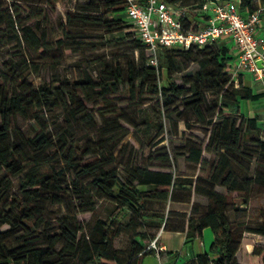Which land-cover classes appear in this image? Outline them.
Returning a JSON list of instances; mask_svg holds the SVG:
<instances>
[{
    "label": "trees",
    "instance_id": "obj_1",
    "mask_svg": "<svg viewBox=\"0 0 264 264\" xmlns=\"http://www.w3.org/2000/svg\"><path fill=\"white\" fill-rule=\"evenodd\" d=\"M45 1L56 3L63 0ZM165 1L183 8L184 15L180 19L185 27L197 28L196 19H191L189 12L202 10L206 0ZM2 4L0 0V9ZM259 4L264 7V0H240V11H254ZM86 6L88 4H80L77 11L68 14L65 23L59 24L53 36L56 48L82 49L84 42L75 39L72 31L99 21L103 24L104 34L111 35L116 31L133 36L139 58L137 61L128 60L124 67L115 62L96 79L85 76L34 84L18 75L15 79L17 86L12 88L1 79L0 170L12 176L23 174V177L18 187L20 196L9 198L12 181L7 174L0 176V201L10 200L0 211V264H138L140 256L154 252L146 248V243L155 238L161 227L185 232L186 242L200 239L202 229L211 228L213 241L209 250L196 254L184 264H264V245L253 247L247 254V263L237 258L241 236L239 238L235 227H242L241 235L250 232L264 236V207H260L256 216L249 214L253 197L261 192L264 194V133L260 131L257 116L246 117L238 110L239 99L253 100L261 94H254L250 87L244 86L240 79L235 81L228 73L227 64L233 59L229 46L218 43L202 48L192 46L186 50L163 48L158 51V65L153 66L148 62L146 46L136 36L126 15V0H106V18L88 15L82 10ZM21 39L34 51L46 49L44 33L39 36L28 25L21 28ZM180 56L198 59V69L185 76L188 85L170 83L168 87H159L164 71L174 68ZM123 86L131 97H135L139 88L151 87L160 94L162 109L168 118L171 116L169 110H172L185 128L191 130V124L184 118L190 113L205 127L203 143L196 145L188 141L186 159L204 167L206 176L181 178L169 170L128 165L122 177L116 168L107 169L112 160L105 153L106 143L112 142L118 132L117 120L108 117L99 127L103 143L99 149L87 150V154H98L99 159L86 164L70 159L64 134L54 135L45 124L44 115L70 103L73 117L87 120L90 115L86 101L93 94L105 99L109 105L107 95L118 92ZM208 93L215 95V101H208ZM17 116L32 120L37 131L34 134L13 133ZM176 133L174 130L169 135ZM164 139L161 135L153 144ZM159 158L168 160L166 155ZM28 160L34 165L25 171ZM52 160H62L65 164L54 173L45 174L40 167ZM67 168L75 169L78 175L86 176L89 181L73 182V193L80 200L75 211L61 217L56 228L45 231L42 243H35L32 241L33 226L36 218L42 216L39 202L47 197L45 192L61 188L58 181ZM192 193L205 197L206 204L193 203L189 215L171 209L163 213H146L143 218L151 232L142 230L143 221L139 218L147 203L185 201ZM94 197L107 199L113 209L107 218H96L85 233L76 215L93 213ZM126 213L131 214L129 220L119 225ZM119 233L128 235V245L124 249L113 247L112 234ZM57 245L60 246L58 251L55 249ZM171 254L158 251L162 262Z\"/></svg>",
    "mask_w": 264,
    "mask_h": 264
},
{
    "label": "rangeland",
    "instance_id": "obj_2",
    "mask_svg": "<svg viewBox=\"0 0 264 264\" xmlns=\"http://www.w3.org/2000/svg\"><path fill=\"white\" fill-rule=\"evenodd\" d=\"M0 9V81L9 88L17 86L16 78L22 75L31 83L65 81L67 79L89 76L93 79L99 77L103 71L111 64L119 62L125 66L128 60L139 58L138 49L134 46V37L125 36L114 31L111 35L104 34L103 24L99 21L85 24L73 30L74 38L84 42V47L78 51L56 48L53 36L56 35L60 23H65L68 14L77 11L80 4H88L83 7V11L93 17L106 18L104 9L106 0H63L62 2L46 3L45 0L36 1H14L1 0ZM81 10V11H82ZM125 20L126 16H124ZM96 19V18H95ZM32 27V30L39 36L44 33L45 47L39 51L31 49L23 39H21V28ZM198 69V59L191 57H178L175 67L164 71V78L158 82L159 87H168L170 83L180 86H187L185 76L194 73ZM2 79V80H1ZM109 105L105 99L93 94L87 101L86 107L90 116L83 119L76 118L70 112L73 105L59 106L50 113L44 115L45 124L54 134H64L69 148V157L79 164L91 163L99 159L96 153L87 154L88 149H99L104 137H100L99 127L103 125L104 118H115L116 138L107 141L105 153L112 163L107 169L116 168L123 177L125 167L128 165H138L148 167L151 170H169L176 177L194 178L197 175L206 176L204 167L188 161L187 149L188 141L200 145L205 140V127L196 122L195 117L187 113L184 118L191 124V130H187L182 120H179L172 110L171 116H166V111L162 109V99L159 93H155L151 87H141L135 97H131L126 86L121 87L118 92L107 95ZM207 99L215 101V95L208 93ZM177 131L176 135L169 133ZM18 131L24 134H34L37 131L32 120L17 116L13 123L12 132ZM164 135V141L154 145V141ZM167 156L168 160L159 157ZM64 161L52 160L42 165L40 170L45 174H52L64 166ZM34 163L30 160L26 162L25 171L32 167ZM24 171V172H25ZM7 174L0 170V176ZM9 175V174H7ZM23 174L12 176V189L8 197L19 195V182ZM77 184L86 183L89 179L86 176L78 175L75 169L67 168L59 178L61 188L55 191L45 192V197L39 202L42 208V216L37 217L33 226V239L35 243H42L43 233L54 229L59 225L61 217L68 212L75 211L79 203V198L73 193V182ZM9 198L0 201V211L10 203ZM60 200L61 202H56ZM197 203L204 205L205 197L195 196ZM95 211L78 213L77 221L82 223L86 233L96 218H107L113 209V204L105 198L94 197ZM168 203L146 204L139 220L143 221V231L151 232L146 220L143 218L146 213H163L168 209ZM249 214L256 216L260 207H264V194L253 197ZM131 214L126 213L120 220L119 225H123L130 218ZM232 220L235 216L230 213ZM254 222V221H253ZM122 227V226H120ZM242 227H235V232L239 234L238 261L247 263L249 249L255 245H264V236L245 232L239 233ZM205 244L208 249L213 233L210 227L205 229ZM202 238L197 240V244ZM151 242V241H150ZM146 243L147 246L150 244ZM113 247L124 249L128 245V235L119 233L112 234ZM196 244V245H197ZM60 248L55 246L56 251ZM157 259L152 254H145L140 257L139 264H157ZM182 258L177 264H181Z\"/></svg>",
    "mask_w": 264,
    "mask_h": 264
},
{
    "label": "built area",
    "instance_id": "obj_3",
    "mask_svg": "<svg viewBox=\"0 0 264 264\" xmlns=\"http://www.w3.org/2000/svg\"><path fill=\"white\" fill-rule=\"evenodd\" d=\"M202 10L207 11L204 23L200 26L194 21L195 29L183 25V8L165 0H126L125 12L148 50L149 64L158 65V51L163 48H202L226 39L233 56L227 71L233 79L237 81L240 73L249 72L264 83V66L256 65V60L264 62V34L259 29L264 7L259 4L244 14L234 0H213L206 1ZM146 248L158 255L155 239Z\"/></svg>",
    "mask_w": 264,
    "mask_h": 264
},
{
    "label": "crops",
    "instance_id": "obj_4",
    "mask_svg": "<svg viewBox=\"0 0 264 264\" xmlns=\"http://www.w3.org/2000/svg\"><path fill=\"white\" fill-rule=\"evenodd\" d=\"M208 2L213 0H206ZM239 3L240 0H234ZM187 11V10H186ZM191 12V19H196V23L200 26L203 25L204 19L206 17L205 10H190ZM244 12V11H243ZM245 13V12H244ZM260 31L264 34V20L260 23ZM226 39L222 40L220 43H224L229 45ZM219 43V44H220ZM238 79L241 80L244 86L250 87L254 94H261L257 99H239L237 101L238 110L241 114L246 117H258V126L260 131L264 133V83L256 80L254 76L249 72H242L239 74ZM195 196H200L198 194L192 193L188 199L184 200H175L168 202V209L173 211L184 213L186 215L190 214V209L195 201ZM204 205L206 204L203 203ZM207 228V227H206ZM202 229V241L198 244L196 243L198 238L193 239L192 241L186 242L185 232L181 231H171V230H164L162 227L159 228L155 235V245L156 247L165 252H172L170 256H165V261H161L159 256L156 255L155 251L149 254H152L156 259L157 264H177L178 259L182 258L181 264H184L188 259H191L193 256L199 253L207 252L209 248H206L205 244V229ZM200 238V239H201ZM152 239V240H154ZM151 240V241H152ZM213 241V238H212ZM211 241V242H212ZM197 244V245H196ZM210 247V246H209ZM253 249V247H252ZM252 249H249L248 252H251ZM141 257V256H140ZM140 263V259H139ZM138 263V264H139Z\"/></svg>",
    "mask_w": 264,
    "mask_h": 264
},
{
    "label": "water",
    "instance_id": "obj_5",
    "mask_svg": "<svg viewBox=\"0 0 264 264\" xmlns=\"http://www.w3.org/2000/svg\"><path fill=\"white\" fill-rule=\"evenodd\" d=\"M256 65L258 67H262V66H264V62H262V60H256Z\"/></svg>",
    "mask_w": 264,
    "mask_h": 264
}]
</instances>
